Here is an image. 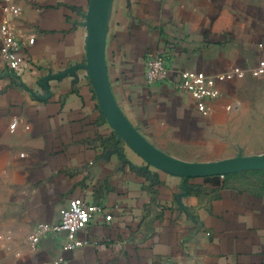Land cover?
Returning <instances> with one entry per match:
<instances>
[{"label":"crops","instance_id":"obj_1","mask_svg":"<svg viewBox=\"0 0 264 264\" xmlns=\"http://www.w3.org/2000/svg\"><path fill=\"white\" fill-rule=\"evenodd\" d=\"M88 4L0 0V47L12 33L31 62L24 80L3 77L0 54V264H264V170L160 171L118 141L86 70L70 73L85 63ZM149 55L165 58V82L147 83ZM106 65L122 113L167 155L264 151V0H112ZM193 76L217 98L184 92ZM73 198L100 208L78 246L65 249L64 233L31 246Z\"/></svg>","mask_w":264,"mask_h":264},{"label":"water","instance_id":"obj_2","mask_svg":"<svg viewBox=\"0 0 264 264\" xmlns=\"http://www.w3.org/2000/svg\"><path fill=\"white\" fill-rule=\"evenodd\" d=\"M111 1L89 0L84 23L85 63L70 68V73L77 68L86 70L101 113L118 141L124 142L148 165L184 180L264 170V153L249 156L238 154L233 158L204 163L177 160L152 145L130 124L116 103L107 72L106 33Z\"/></svg>","mask_w":264,"mask_h":264},{"label":"built area","instance_id":"obj_3","mask_svg":"<svg viewBox=\"0 0 264 264\" xmlns=\"http://www.w3.org/2000/svg\"><path fill=\"white\" fill-rule=\"evenodd\" d=\"M33 39L29 40V44ZM20 42L12 33H7L0 47V54L4 60L5 72L3 77H16L24 80L31 70V62L19 53ZM144 75L147 83H163L169 78V69L162 55H149L144 63ZM181 89L190 94L194 100L202 103L205 99H215L218 93L207 86L203 78L193 76L181 81ZM100 208L88 205L82 198H73L69 201L68 208L63 210L57 224H37L27 237L31 246H37L40 240L48 235L65 234V249H73L78 246L76 237L79 231L84 229L92 218L98 214ZM56 264H64L58 260Z\"/></svg>","mask_w":264,"mask_h":264},{"label":"rangeland","instance_id":"obj_4","mask_svg":"<svg viewBox=\"0 0 264 264\" xmlns=\"http://www.w3.org/2000/svg\"><path fill=\"white\" fill-rule=\"evenodd\" d=\"M261 153H264V151H263V152H261ZM259 174H261V175H264V172H260ZM261 175L258 177V178H259V180L263 178V177H261ZM262 180L264 181V178H263ZM262 183H264V182H262Z\"/></svg>","mask_w":264,"mask_h":264}]
</instances>
